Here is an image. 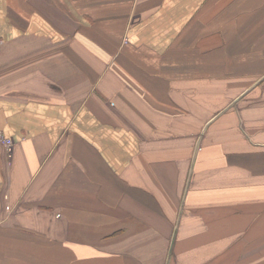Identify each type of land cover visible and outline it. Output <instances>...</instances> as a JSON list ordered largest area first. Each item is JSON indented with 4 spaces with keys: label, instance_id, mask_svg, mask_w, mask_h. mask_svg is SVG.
Wrapping results in <instances>:
<instances>
[{
    "label": "crops",
    "instance_id": "obj_1",
    "mask_svg": "<svg viewBox=\"0 0 264 264\" xmlns=\"http://www.w3.org/2000/svg\"><path fill=\"white\" fill-rule=\"evenodd\" d=\"M0 264H264V0H0Z\"/></svg>",
    "mask_w": 264,
    "mask_h": 264
},
{
    "label": "built area",
    "instance_id": "obj_2",
    "mask_svg": "<svg viewBox=\"0 0 264 264\" xmlns=\"http://www.w3.org/2000/svg\"><path fill=\"white\" fill-rule=\"evenodd\" d=\"M0 139L3 140V143L8 144V145L11 144V142H12L11 139H9L7 137H3V135L1 133H0Z\"/></svg>",
    "mask_w": 264,
    "mask_h": 264
}]
</instances>
